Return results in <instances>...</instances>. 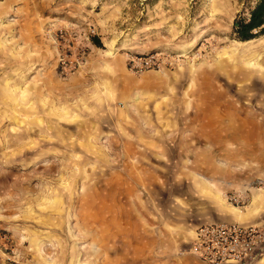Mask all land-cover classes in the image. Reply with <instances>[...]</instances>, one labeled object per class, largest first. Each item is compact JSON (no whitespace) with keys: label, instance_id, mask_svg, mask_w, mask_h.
Segmentation results:
<instances>
[{"label":"rangeland","instance_id":"rangeland-1","mask_svg":"<svg viewBox=\"0 0 264 264\" xmlns=\"http://www.w3.org/2000/svg\"><path fill=\"white\" fill-rule=\"evenodd\" d=\"M257 1L0 0V264L191 255L203 156L227 207L264 195V34L234 35ZM61 30L90 36L69 77Z\"/></svg>","mask_w":264,"mask_h":264},{"label":"built area","instance_id":"built-area-1","mask_svg":"<svg viewBox=\"0 0 264 264\" xmlns=\"http://www.w3.org/2000/svg\"><path fill=\"white\" fill-rule=\"evenodd\" d=\"M89 39V35L74 31L55 34L62 50L58 57L62 77L74 75L85 66L87 54L82 43ZM229 201L242 206L246 203L245 197L236 194ZM189 253L207 264H253L264 256V228L235 222L204 224L193 232Z\"/></svg>","mask_w":264,"mask_h":264},{"label":"crops","instance_id":"crops-1","mask_svg":"<svg viewBox=\"0 0 264 264\" xmlns=\"http://www.w3.org/2000/svg\"><path fill=\"white\" fill-rule=\"evenodd\" d=\"M218 94L219 95H213V96L215 98H219L221 94L220 93ZM221 140L222 138L220 139V141ZM223 140L226 141V139H223ZM234 140H237V137L234 136ZM227 156L229 159H233L237 157V153L235 151H230L227 154ZM211 165H214V164H212L210 157L203 156L202 160L197 161V166H198L197 169L201 171L203 175H205L202 178L203 182L205 183V185H206V182H208L209 184L208 186L210 187L208 192L207 191L205 192L209 196V202H208V205L205 206V209L207 208L210 212L213 213L212 216H210V219L208 220V222L204 224H211V223H217V222H235V223H242V224H247V225H258L262 227L264 222H262L261 219L258 218V216H259L260 209L263 208V207H260V204L263 203L264 205V195H262L261 197L260 196L258 197L257 195L253 196L255 198L253 199V203L250 207H235V206H232L231 208L227 207L225 204L226 200L224 199L225 197L227 198V195H226V192L220 188L222 186L218 184L220 187L212 189L211 182H215L216 180L214 178L209 177L210 174L212 173ZM216 183H222V181H219V182L216 181ZM198 184H199V187H201V183L198 182ZM202 185L204 188L205 185L203 183ZM261 200H263L262 203H260ZM204 224H201V225H204ZM199 226L195 227L193 232ZM193 232H192V236H193ZM191 241H192V237L190 239V242ZM190 242H189V246H190ZM162 256L163 258L161 260L156 259L155 264H158L159 261L161 262L160 264H207L192 255L181 256L179 254H168V255L165 254ZM263 257L258 258L253 264H263L264 263Z\"/></svg>","mask_w":264,"mask_h":264},{"label":"trees","instance_id":"trees-1","mask_svg":"<svg viewBox=\"0 0 264 264\" xmlns=\"http://www.w3.org/2000/svg\"><path fill=\"white\" fill-rule=\"evenodd\" d=\"M234 27V35L240 41H249L264 34V0H258L252 7L249 17L236 20ZM92 42L96 45L100 44L95 37Z\"/></svg>","mask_w":264,"mask_h":264},{"label":"bare ground","instance_id":"bare-ground-1","mask_svg":"<svg viewBox=\"0 0 264 264\" xmlns=\"http://www.w3.org/2000/svg\"><path fill=\"white\" fill-rule=\"evenodd\" d=\"M209 83V82H208ZM214 90V91H213ZM211 92L213 93V95H219L218 93V91L215 89V87H213L212 89H211Z\"/></svg>","mask_w":264,"mask_h":264}]
</instances>
